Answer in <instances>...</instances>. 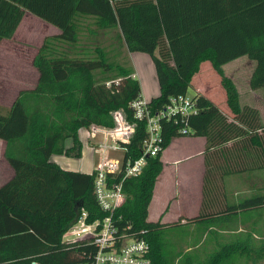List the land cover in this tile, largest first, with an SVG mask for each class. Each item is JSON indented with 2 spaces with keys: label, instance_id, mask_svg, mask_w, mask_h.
<instances>
[{
  "label": "trees",
  "instance_id": "1",
  "mask_svg": "<svg viewBox=\"0 0 264 264\" xmlns=\"http://www.w3.org/2000/svg\"><path fill=\"white\" fill-rule=\"evenodd\" d=\"M30 13L60 30L45 38L34 59L40 79L34 89L21 91L10 109L0 108V139L7 143L6 159L15 177L0 187V264H77L83 245H65L63 235L86 209L93 221L106 216L94 195L95 177L63 171L51 162L54 154L81 158L78 131L91 125L113 127L112 112L124 109L142 94L132 72L120 65L123 49L151 56L160 96L151 101L154 111L170 99L188 94L202 62L210 61L222 78L234 121L203 95H194L198 114L189 119L187 136L204 137L207 149L248 140L250 150L264 155V124L258 110L240 103L234 82L224 66L241 57L257 62L250 82L264 88V0H0V46L12 40ZM115 35V47L85 44L91 35ZM83 47V48H82ZM113 74L116 76L113 77ZM122 78L118 87L106 82ZM163 151L179 133L163 121ZM145 123H139L129 155L143 156ZM74 145L65 149V142ZM162 152L148 157L143 173L124 183L128 198L116 218L132 227L150 245L153 264H167L163 255L166 229H181L148 221L157 179L164 169ZM256 164L250 163V172ZM264 168V161L263 165ZM233 173L241 167L234 166ZM264 210V189L227 205L204 210L186 219L204 235L213 228L228 230L243 218ZM182 230V229H181ZM141 232H146L144 235ZM222 246L203 263L225 264L238 250L264 259V247ZM253 252V253H252ZM188 264H193L188 263Z\"/></svg>",
  "mask_w": 264,
  "mask_h": 264
},
{
  "label": "crops",
  "instance_id": "2",
  "mask_svg": "<svg viewBox=\"0 0 264 264\" xmlns=\"http://www.w3.org/2000/svg\"><path fill=\"white\" fill-rule=\"evenodd\" d=\"M31 23L43 29L45 38L61 33L56 27L28 13L21 22L15 37L1 43L0 66L3 62H6V51L23 47L25 48L21 50L23 55L26 49L33 52L31 62L29 65L27 64L28 72L21 71V78L24 81L37 79L34 86L26 90L34 89L40 79V73L33 63L39 48L45 40L44 38L37 45L39 47L37 50L34 46L25 47V45L29 46L31 43L26 42L28 35L21 36V34L22 31L24 34L26 30L27 33L32 30V27L30 28ZM115 35L116 33L91 35L85 44L115 47ZM123 50L125 53L122 54L120 65H122L123 56L128 60L129 58L136 59V53H130L127 47ZM17 59L20 60L18 56ZM256 67L257 62L245 56L226 64L224 71L226 76L234 82L239 92L241 106L258 110L264 124V88L253 90L250 86ZM133 72L138 75L137 80L139 81L138 71L133 70ZM154 74L157 79L156 68ZM192 88L195 94L199 93L206 97L230 121H234L235 115L229 107L227 92L222 85V78L210 61L201 63L199 72L193 77ZM8 91L9 87L1 82L0 94L5 93L8 97ZM19 94L12 103L7 102L6 104L3 100H0V108L10 109ZM159 96L160 87L151 100L145 99L152 101ZM79 139L83 145L81 158H72L65 154H54L51 162L58 165L63 171L89 175L93 170V160L88 162L85 158L92 153L86 146L85 139H81L80 136ZM73 145V140L68 139L65 142V149H71ZM207 145V139L204 137H176L169 147L163 151L161 160L164 169L157 179L153 199L149 206V222L168 226L177 223L185 225L187 224L186 219L199 216L203 209L207 211L225 209L228 204L250 197L249 194L256 192L258 189H264V168H262L264 155H262L261 150H252L251 154L247 139L246 141L237 140L212 149H207ZM6 148L7 143L0 139V187L5 186L15 177V170L5 156ZM250 163L256 164L257 169L255 171L250 172ZM234 166L241 167V170L238 173H233L229 169Z\"/></svg>",
  "mask_w": 264,
  "mask_h": 264
},
{
  "label": "built area",
  "instance_id": "3",
  "mask_svg": "<svg viewBox=\"0 0 264 264\" xmlns=\"http://www.w3.org/2000/svg\"><path fill=\"white\" fill-rule=\"evenodd\" d=\"M131 78L137 80L138 75L132 73ZM121 82L122 78L112 79L106 86L114 89ZM129 110L132 119L124 109L111 113L112 128L94 124L78 131L93 155L90 175L95 177L94 195L106 216L90 222L89 212L81 208L77 220L63 235L65 245L79 244L85 248L78 253L81 262L77 264H153L148 241L132 232L131 226L122 228V218H116L128 198L124 183L143 173L146 158L157 157L163 151V121L173 122L179 127V133L187 136L189 119L198 114V109L195 98L186 94L172 97L168 105L154 111L151 101L141 94L129 104ZM142 122L146 125L143 156L133 159L129 147Z\"/></svg>",
  "mask_w": 264,
  "mask_h": 264
},
{
  "label": "rangeland",
  "instance_id": "4",
  "mask_svg": "<svg viewBox=\"0 0 264 264\" xmlns=\"http://www.w3.org/2000/svg\"><path fill=\"white\" fill-rule=\"evenodd\" d=\"M32 30L27 33L22 31L21 36L28 35L26 40L31 45L26 48H39L37 45L45 38V33L42 28L31 23ZM20 36V37H21ZM5 49V48H4ZM23 47H16L11 51H6V62L0 66V80L2 84L9 87L8 97L5 93L0 94V100L7 104L12 103L14 98L24 89L34 86L36 79L33 81H24L21 71L28 72L27 64L31 62L33 52L29 49L25 50L23 55L21 50ZM5 52V50H3ZM2 52V53H3ZM125 51L123 50V54ZM136 59L129 60L123 56L122 67L134 73L137 70L139 73V83L142 94L145 98L150 99L155 96L159 90V85L156 79L155 66L152 58L148 54L136 53ZM132 55V54H130ZM17 56L20 60L17 59ZM116 74H113V77ZM0 82V83H1ZM242 90V86H241ZM195 91L190 88L188 96L194 97ZM86 161L91 162L93 155L86 156ZM251 195V194H249ZM241 218L232 224L228 230L213 228L210 232L201 235L197 233L195 225H183L181 229H166L163 234L164 251L163 255L167 264H198L203 263L214 253L220 251L222 246L232 244L249 245L251 249L264 247V210L261 216L253 214L248 217V221H243ZM178 224V223H177ZM253 253V252H252ZM254 255H247L244 251H236L225 264H253ZM257 264H264V259Z\"/></svg>",
  "mask_w": 264,
  "mask_h": 264
}]
</instances>
